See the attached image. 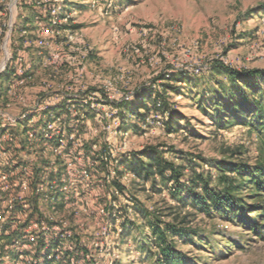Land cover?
Segmentation results:
<instances>
[{
    "label": "rangeland",
    "instance_id": "rangeland-1",
    "mask_svg": "<svg viewBox=\"0 0 264 264\" xmlns=\"http://www.w3.org/2000/svg\"><path fill=\"white\" fill-rule=\"evenodd\" d=\"M50 5L60 7L51 18L60 22L41 46L38 25L50 23ZM27 62L31 69L18 80L16 68ZM217 62L242 71L264 69V0H0V108L18 117L29 107L50 106L33 123L13 130L16 143L21 139L24 153L31 147L33 157L42 160L36 142L52 114L59 131L63 127L64 135L76 137L56 158L60 171L54 175L62 198L54 209L47 207L50 200L43 202L54 218L43 232L62 240L56 264H67V253L69 264H152L132 239L123 244L119 236L125 217L138 222V205L162 214L164 221L190 215L187 221L208 234L210 249L175 241L187 264H264V235L220 216L211 221L189 214V207L170 197L172 183L154 190L150 181L140 182L123 171L124 156L151 146L177 164L186 163V175L191 167L199 172L209 169L208 161L227 159V149L239 151L234 160L253 165L258 158L255 134L243 125L219 130L199 107L196 92L204 84L191 91L176 81L180 74L204 80ZM174 85H182L184 92L171 91ZM162 91V99L181 119L176 129L166 126L169 114L151 110L142 131H126L117 105ZM25 128L32 136L22 139ZM20 152L16 154L22 159ZM48 157L38 161L46 164ZM67 161L76 174L72 181L63 175ZM82 168L88 170L84 178ZM212 174L213 179L218 175ZM50 179L43 185L48 187ZM117 180L125 192L114 186ZM212 225L224 236L211 233ZM227 239L235 243L227 247Z\"/></svg>",
    "mask_w": 264,
    "mask_h": 264
},
{
    "label": "trees",
    "instance_id": "trees-1",
    "mask_svg": "<svg viewBox=\"0 0 264 264\" xmlns=\"http://www.w3.org/2000/svg\"><path fill=\"white\" fill-rule=\"evenodd\" d=\"M180 75L179 78L173 79L185 82L190 86L191 91L204 84V87L196 92V95L199 94V107L215 127L219 130H227L235 125H243L255 134L258 158L251 165L234 160L239 151L227 149L224 152L228 156L227 159L208 161L209 169L199 172L195 167H191L189 168L191 173L186 175L188 170L186 163L177 164L165 157L163 151L151 146L124 156L123 171L136 177L140 182L150 181L154 190L161 189L158 186L160 183L165 187L172 183L168 188L170 197L182 207H189L191 209L189 214H200L211 221L220 216L262 237L264 235V69L242 71L217 62L212 65L204 80L191 74ZM182 87V85L169 86L171 91L179 93L184 92ZM162 94L163 91L150 92L135 103L123 101L117 105L125 130L142 131L141 124L145 123L151 110L169 114L166 126L175 130L181 119L174 116L165 98L162 99ZM97 160L101 164L104 163L103 159ZM212 171L218 174L214 179ZM39 172L37 169L36 174ZM158 177L160 180H157ZM52 179L53 177L50 181ZM113 184L121 192H125V185L120 181H114ZM241 191L248 194L242 196ZM53 198L52 202L57 206V199L62 198L61 190H58ZM60 205L63 206V202ZM135 210L138 211V222L125 217L119 232L120 240L124 244L132 239L136 249L144 253V257L152 261V264H187L185 253L175 244L177 240L206 249L213 247L208 234L187 221L190 215L180 220L175 217L172 221H164L161 219L162 214L150 212L142 206H136ZM211 230H217V226L212 225ZM133 233L139 236L131 237ZM211 233L224 236L219 231ZM140 238H143L142 241ZM217 241L215 239V242ZM61 242L62 240L54 238L49 244L55 248ZM226 243L229 247L235 242L227 239ZM67 255L66 263L69 264L68 259H71V254L67 253ZM44 264H49V261L46 259Z\"/></svg>",
    "mask_w": 264,
    "mask_h": 264
},
{
    "label": "built area",
    "instance_id": "built-area-1",
    "mask_svg": "<svg viewBox=\"0 0 264 264\" xmlns=\"http://www.w3.org/2000/svg\"><path fill=\"white\" fill-rule=\"evenodd\" d=\"M59 11L60 7L56 5H50L47 9V13L50 15V23H39L41 37L37 40L38 45L46 44V39L53 32L54 25L60 22L57 19L51 20L58 15ZM30 69L31 66L28 62L19 64L15 72L17 79L22 80ZM3 89L0 86V95ZM49 108V104H45V106L39 104L23 110V113L18 117L0 108V264H44L46 259L49 264H56L59 259V246L52 248L49 244L51 238H47L43 232L49 230L48 225H52L54 219L43 202L50 200L51 203L47 207L50 206L51 209H54L55 205L52 201L55 194L53 190L58 188L60 183L55 177L60 171L57 167L56 161L58 160L56 158L63 154V151L75 141L76 137L72 134L64 135L63 127L59 131L60 128L55 125L56 121H54L57 118L54 116L55 114H52V121L46 124L47 130L36 142V145L40 146L41 159L43 160L44 157L49 159L48 156H50L49 162L43 164V162H39L42 160L33 157L34 150L31 147L24 153L25 144H22L21 139L17 144L16 139H14L16 136L13 135L15 128L21 126L22 123L24 125L33 123L40 111ZM22 133V139H27L25 135L28 138L32 136L29 129L26 128ZM13 143L14 145L10 147V144ZM64 145H67L66 148ZM13 146L17 150H14ZM17 151H21L20 154L23 153L22 159L17 157ZM68 160L70 161L69 158ZM69 161L66 164V174L63 175L64 177L67 176V180L72 181L76 174L73 172V163ZM39 167H43L44 170L36 174ZM85 168H82L83 178L88 174V170ZM51 177H53L52 181L47 180L49 181L48 187L44 186L43 182ZM56 180L57 184L54 182ZM47 189H51L49 194H46ZM58 190L60 189L58 188ZM33 203H36L34 206L35 214H33L31 207ZM37 232L42 236H37ZM43 237L44 243L41 244L39 241L43 240ZM39 244L41 245L39 246ZM48 247L51 248L48 249ZM32 253L35 257L30 258Z\"/></svg>",
    "mask_w": 264,
    "mask_h": 264
}]
</instances>
